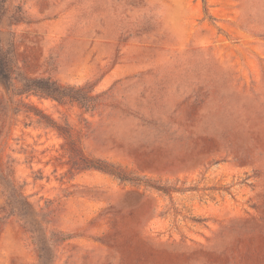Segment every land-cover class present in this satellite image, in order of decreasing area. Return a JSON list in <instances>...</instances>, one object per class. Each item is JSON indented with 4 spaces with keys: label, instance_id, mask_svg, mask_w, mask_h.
Here are the masks:
<instances>
[{
    "label": "rangeland",
    "instance_id": "obj_1",
    "mask_svg": "<svg viewBox=\"0 0 264 264\" xmlns=\"http://www.w3.org/2000/svg\"><path fill=\"white\" fill-rule=\"evenodd\" d=\"M0 47V264H264V0H5Z\"/></svg>",
    "mask_w": 264,
    "mask_h": 264
},
{
    "label": "trees",
    "instance_id": "obj_2",
    "mask_svg": "<svg viewBox=\"0 0 264 264\" xmlns=\"http://www.w3.org/2000/svg\"><path fill=\"white\" fill-rule=\"evenodd\" d=\"M5 0H0V11L3 9ZM8 51L0 47V83L6 88L11 87V74L14 72L11 64L12 58L8 55ZM21 91H32L46 97L60 100L63 98H71L83 102L82 97L78 95V91L60 85L56 80L42 77H29L22 79Z\"/></svg>",
    "mask_w": 264,
    "mask_h": 264
}]
</instances>
